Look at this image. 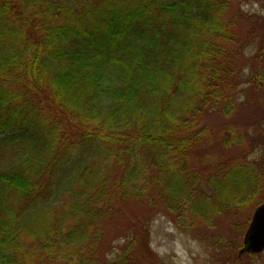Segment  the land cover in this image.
<instances>
[{"label": "trees", "instance_id": "1", "mask_svg": "<svg viewBox=\"0 0 264 264\" xmlns=\"http://www.w3.org/2000/svg\"><path fill=\"white\" fill-rule=\"evenodd\" d=\"M251 18L237 0H0V264H141L137 216L100 258L129 200L187 231L263 203L247 131L203 118L234 114L247 67L264 95V19Z\"/></svg>", "mask_w": 264, "mask_h": 264}, {"label": "rangeland", "instance_id": "2", "mask_svg": "<svg viewBox=\"0 0 264 264\" xmlns=\"http://www.w3.org/2000/svg\"><path fill=\"white\" fill-rule=\"evenodd\" d=\"M237 5L242 13L252 17L251 20L264 19V0H237ZM249 27V21H241L238 24L239 34L244 37ZM260 32V27H257L256 35L258 36ZM254 38L255 41L252 40L254 44L243 52L246 57H252L260 44V39ZM249 74L247 67L242 73L243 82L238 89L237 108L229 119H224L215 110L206 112L203 118L215 130H219L224 123L230 121L242 127V130L245 129L248 136L246 141L254 146L248 159L261 162L264 160V95L254 91L248 82ZM213 144L211 158L218 160L222 154L219 139L216 138ZM228 152L229 155H234L236 149L231 147ZM153 208L134 200L125 201L121 211L110 221L108 233L105 234V242H108L104 249L102 248L104 252H101L100 258L103 261L114 260L121 248L132 238L129 234L131 231L124 228L126 223H130L127 219L137 216L144 218L143 225L146 231L144 239L135 243V256L141 264H221L235 257H238L236 258L238 264H264V252L254 256H250L249 253L238 255L254 206L235 212L232 220L224 216H215L205 224L194 220L197 223L188 231L176 224L174 217L177 215L173 216L165 211L161 204ZM178 223L188 225V217L183 216Z\"/></svg>", "mask_w": 264, "mask_h": 264}, {"label": "water", "instance_id": "3", "mask_svg": "<svg viewBox=\"0 0 264 264\" xmlns=\"http://www.w3.org/2000/svg\"><path fill=\"white\" fill-rule=\"evenodd\" d=\"M264 250V202L253 211L249 225L244 233L238 255L258 254Z\"/></svg>", "mask_w": 264, "mask_h": 264}]
</instances>
